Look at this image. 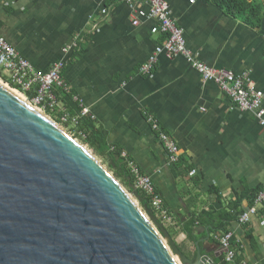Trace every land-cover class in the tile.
<instances>
[{
    "label": "crops",
    "instance_id": "obj_1",
    "mask_svg": "<svg viewBox=\"0 0 264 264\" xmlns=\"http://www.w3.org/2000/svg\"><path fill=\"white\" fill-rule=\"evenodd\" d=\"M167 2L191 55L245 74L264 107V19L250 27L207 0ZM149 8L142 0H0V36L37 71L65 63L62 75L73 101L88 109L111 148L125 152L150 177L172 217L163 224L178 247L190 258L198 248L206 264H220L225 250L212 223H195L190 239L182 227L191 211H219L240 197L247 209V191L264 186V125L233 105L216 83L203 80L183 56L157 53L155 67L140 72L161 42L151 33L156 21ZM76 37L83 38L79 49L73 47ZM63 92L54 88V113L64 109ZM149 114L174 139L193 173L174 176ZM262 213L247 225L229 224L246 264H264Z\"/></svg>",
    "mask_w": 264,
    "mask_h": 264
},
{
    "label": "water",
    "instance_id": "obj_2",
    "mask_svg": "<svg viewBox=\"0 0 264 264\" xmlns=\"http://www.w3.org/2000/svg\"><path fill=\"white\" fill-rule=\"evenodd\" d=\"M129 183L137 201L141 197ZM63 127L0 84V264H206Z\"/></svg>",
    "mask_w": 264,
    "mask_h": 264
},
{
    "label": "built area",
    "instance_id": "obj_3",
    "mask_svg": "<svg viewBox=\"0 0 264 264\" xmlns=\"http://www.w3.org/2000/svg\"><path fill=\"white\" fill-rule=\"evenodd\" d=\"M123 1V0H120ZM136 2L139 0H125ZM149 5V14L155 19V24L151 28V33L160 35L163 40L155 47L154 54L149 57L146 63L140 67L141 73H149L156 62V54L164 52L167 55L183 56L189 60L191 65L199 72L203 80L213 81L220 91L235 105L237 108L249 111L264 125V107L262 106V95L254 91L245 74H235L226 68H215L195 59L190 51L186 48L183 32L179 26L169 17V6L167 0H142ZM102 15L106 10L101 11ZM96 17L94 20H97ZM83 38L76 37L73 44L75 49H79ZM64 50H67L65 48ZM63 61L54 62L48 71L41 72L35 70L32 65L2 37L0 36V79L12 89L18 91L23 100L39 110L53 120L60 127L68 129L71 125L76 124V118L70 117L68 113L63 112L58 118L51 115L57 109V97L54 88L69 92L68 85L63 78ZM4 77V78H3ZM63 111L62 109L60 112ZM80 115H88V109L82 108ZM153 131L157 133L158 139L163 144L169 164L175 163L180 157V151L174 139L170 137L160 126L153 115L147 116ZM71 123V125H70ZM70 126H69V125ZM121 157L125 161L127 170L131 175V183L138 191L144 193L148 198L150 209L157 219H161L164 224L173 222L172 217L166 211L162 198L157 193L150 177L143 174L136 163L131 160L125 152H121ZM193 173L190 171L189 174ZM137 201V200H136ZM138 203V201H137ZM264 211V186L260 189L254 199L253 204L248 205L246 210L238 215L237 222L241 225L249 223L252 216ZM232 233L229 231L217 236L220 246L225 250L224 259L229 264H246L237 261V248L232 244ZM241 254V253H240Z\"/></svg>",
    "mask_w": 264,
    "mask_h": 264
},
{
    "label": "trees",
    "instance_id": "obj_4",
    "mask_svg": "<svg viewBox=\"0 0 264 264\" xmlns=\"http://www.w3.org/2000/svg\"><path fill=\"white\" fill-rule=\"evenodd\" d=\"M208 2L214 4L218 7L225 15L237 19L242 23L250 27H259L264 19V0H207ZM163 38L161 37V41ZM4 78V77H3ZM62 100L64 102V109L59 113L52 112L51 115L55 118H58L63 112L68 113L70 117L76 118V124L68 127V131L72 134L73 138H76L82 145L91 150L93 155L101 159L106 163L108 170H110L113 176L126 187L128 191L131 192V189L128 186V182L131 181L132 177L127 170L125 161L121 157V152L111 148L106 143V132L96 127L94 121L89 115H80V108L77 107L73 97L69 92L62 93ZM58 120V119H54ZM186 160L184 157H179L175 163H171V167L176 178H181L184 175H188L191 170L189 166L186 165ZM191 179H195L192 175ZM129 180V181H128ZM263 187V186H262ZM262 187H257L253 190L247 191L245 198L248 205L253 204V199L256 193L262 189ZM138 194L141 197V204L146 205L150 208L148 204L147 196L138 190ZM240 200L234 199L230 200L225 207L219 211L212 212H196L191 211L190 218L183 225L182 230L187 234V237L192 238L191 232L193 225L197 222H200L201 219L213 224V227L219 233L229 232V224L237 220L238 215L242 212L240 206ZM155 212V211H153ZM263 212L264 211H260ZM262 213V214H263ZM161 222V219H158ZM245 225V224H244ZM247 225V224H246ZM178 231L173 232V236L177 234ZM251 229L246 227V234L249 238H252ZM233 246H235L239 254L237 253V261H242V255L240 254L239 246L236 244L234 239H231ZM220 264H229L223 258L221 259Z\"/></svg>",
    "mask_w": 264,
    "mask_h": 264
},
{
    "label": "rangeland",
    "instance_id": "obj_5",
    "mask_svg": "<svg viewBox=\"0 0 264 264\" xmlns=\"http://www.w3.org/2000/svg\"><path fill=\"white\" fill-rule=\"evenodd\" d=\"M106 10V9H105ZM106 13H107V10H106ZM106 15V14H105ZM2 81V80H1ZM2 82H4V81H2ZM5 83V82H4ZM54 120V119H53ZM63 128H64V126H63ZM71 136H72V134L68 131V129H65ZM73 137V136H72ZM76 139V138H75ZM77 140V139H76ZM78 141V140H77ZM79 142V141H78ZM80 143V142H79ZM82 144V143H81ZM84 146V145H83ZM85 147V146H84ZM86 148V147H85ZM86 149H88V148H86ZM89 150V149H88ZM90 152H91V150H89ZM92 153V152H91ZM93 154V153H92ZM95 156V155H94ZM96 157V156H95ZM96 159L108 170V168H107V165H106V163L105 162H103L101 159H99V158H97L96 157ZM111 174H112V172L110 171V170H108ZM113 175V174H112ZM123 186V185H122ZM125 189H126V187L125 186H123ZM127 190V189H126ZM127 192L131 195V197L133 198V200L135 201V203H136V198L134 197V195H133V192H132V190H131V192L130 191H128L127 190ZM138 206L141 208V210L148 216V214L144 211V209L142 208V204L138 201Z\"/></svg>",
    "mask_w": 264,
    "mask_h": 264
},
{
    "label": "bare ground",
    "instance_id": "obj_6",
    "mask_svg": "<svg viewBox=\"0 0 264 264\" xmlns=\"http://www.w3.org/2000/svg\"><path fill=\"white\" fill-rule=\"evenodd\" d=\"M0 84L2 86H4L5 88H7L8 90H10L12 93H14L15 95H17L18 97L22 98L23 99V96L16 90L12 89L11 87L7 86L4 82L1 81L0 79ZM39 111V110H38Z\"/></svg>",
    "mask_w": 264,
    "mask_h": 264
},
{
    "label": "clouds",
    "instance_id": "obj_7",
    "mask_svg": "<svg viewBox=\"0 0 264 264\" xmlns=\"http://www.w3.org/2000/svg\"><path fill=\"white\" fill-rule=\"evenodd\" d=\"M132 184V183H131ZM141 203V202H140Z\"/></svg>",
    "mask_w": 264,
    "mask_h": 264
}]
</instances>
